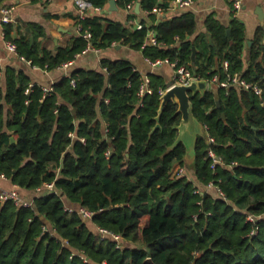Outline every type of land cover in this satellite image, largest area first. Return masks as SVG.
<instances>
[{"label": "trees", "instance_id": "obj_1", "mask_svg": "<svg viewBox=\"0 0 264 264\" xmlns=\"http://www.w3.org/2000/svg\"><path fill=\"white\" fill-rule=\"evenodd\" d=\"M89 1L101 8L108 2ZM117 2L122 8L140 2L143 12L129 17H139L144 26L88 14L79 23L96 47L121 43L142 49L152 60L177 61L206 79L238 73L262 92L214 84L191 95L207 135L197 136L188 166L186 145L175 144L182 118L178 103L169 101L158 118L161 90L168 87L163 74L151 73L152 93L140 96L142 75L134 63L103 58L101 69L76 68L47 93L41 85L31 87L25 72L7 68V87L0 86V174L32 191L54 182L57 191L34 196L32 206L0 200V264H152L149 257L156 264H264L263 28L246 66L245 27L236 18L226 26L210 15L206 32L195 35L193 12L154 23L153 8L169 2ZM13 29L4 26L19 55L48 70L89 44L79 35L52 50L36 33L33 41L13 38ZM149 29L160 44L143 46ZM209 149L222 160L214 167ZM177 165L194 169V180L172 176ZM210 183L215 192L207 190ZM80 207L92 211V218ZM98 227L121 234V246L102 237Z\"/></svg>", "mask_w": 264, "mask_h": 264}, {"label": "crops", "instance_id": "obj_2", "mask_svg": "<svg viewBox=\"0 0 264 264\" xmlns=\"http://www.w3.org/2000/svg\"><path fill=\"white\" fill-rule=\"evenodd\" d=\"M158 1L160 4L165 1L169 3L166 8L156 5L161 6L163 12L158 14L154 11L157 17L154 23L161 19H172L175 16L190 11L195 14L197 19V31L195 35L206 32L205 22L210 15L226 26L231 23L233 18L240 20L245 27L246 38L243 57L245 65L248 66L249 52L255 36L261 28L264 30V0H241V7L238 10H234V3L237 0H194L190 6L186 7H179L173 0ZM115 2L116 7L114 9L109 10L110 0H108L104 8L93 6L88 11V14L102 12L110 18L128 22L137 28L136 23L141 22L140 18L129 17V15L133 13L141 14L143 12L141 3L140 13H138L136 11V4L138 2H130L133 5L130 9L128 7H120L117 0ZM3 6H14L12 12L13 20L9 22L14 27L12 32L13 38L24 36L33 41L36 33L38 39L45 47L56 50L60 46H67L74 37L81 35L79 29V20L81 18L75 0H0V9ZM1 18L2 13L0 11V86L4 90L7 87V68L9 67L25 72L30 77L31 87L37 84L45 88L69 76L76 68L101 69L103 58L129 59L134 63L136 69L140 71L142 77H150L151 73H161L167 79L168 88L175 82L176 73L170 63L164 62L159 65H153L147 60L142 49H134L121 43H114L105 49L93 45V47H89L83 52L78 53L74 59L54 69L41 68L33 65L29 60L21 58L19 54L10 51L6 47L3 33L4 26L8 23H3ZM146 20L148 25L153 23L149 18H146ZM250 41L252 42L251 45L249 44ZM213 85L208 84V88H213ZM201 130L202 135H207L204 125H201ZM198 135L200 134L198 133ZM187 152L186 159L189 161L186 160V162L193 164L194 153L188 150ZM180 167L184 170L182 175H186L188 178L194 180V169L190 168L188 170L185 165H177L174 170L176 169L177 171ZM0 187L8 189L16 188L21 194L29 197V200H33L34 196L39 195L38 190L32 191L21 188L19 185L13 183L10 178L2 176V174H0ZM215 188L217 187L212 184L207 187V190L215 192ZM218 191L220 193V189ZM46 192H48V189L43 187L42 193Z\"/></svg>", "mask_w": 264, "mask_h": 264}, {"label": "built area", "instance_id": "obj_3", "mask_svg": "<svg viewBox=\"0 0 264 264\" xmlns=\"http://www.w3.org/2000/svg\"><path fill=\"white\" fill-rule=\"evenodd\" d=\"M16 1H18V0H16ZM193 1L194 0H173V2L176 5H178L179 7L190 6L193 3ZM75 2H76V5L78 7L80 18L86 17L87 14H88V11L90 10V8L93 7V5L91 4V2L89 0H75ZM127 7L129 9L132 8L133 7L132 3H129ZM240 7H241V0H237L234 3V10H238ZM13 10H14V6H3V7H1V9H0V11L2 13L1 20H2L3 23H9V22H11L13 20L12 19ZM153 11H155L156 13L159 14V13L163 12V8L161 6H156V7L153 8ZM136 24H137L136 26H137L138 29L143 28V26H144V24L141 23V22H137ZM79 29L81 31V35L84 38H86V40L89 43L87 48L93 47V44L90 41L91 38H92V33L89 30H82V25L81 24L79 25ZM3 34H4V41H5L6 47L10 51L19 54L18 50H17L16 43L6 39L5 31H4ZM157 44H160V42L157 39L156 32L154 30H149V32L147 34V38H146L143 46H146V45H157ZM19 56L21 58L25 59L24 56H21V55H19ZM147 60L153 65H159V64H162L164 62L170 63L173 66V68L175 70V73H176L174 84H189L191 82V80H193V79H202V77H200V76H194L192 74L191 70L186 65L178 64L177 61L172 62L168 58H166V59L158 58L156 60H152V59H150L148 57H147ZM224 67L225 68L228 67V62L227 61L224 62ZM207 80H208V84L209 85L210 84L211 85L212 84H216V85L221 86L223 88H229L230 86L235 85V86H238V87L244 88V89H252L258 94H261V92H262V89H261V87L258 84H253L251 82H248L245 78L241 77V75L238 74V73H235L233 75H229L226 79H223V80L219 78L218 74H215V75H213L211 78H209ZM166 89L165 90H161V93L163 94L166 91ZM44 90L47 93L51 92L53 90V86L45 87ZM146 93H152V89L150 87V77H148V76L142 77V83L140 85V90H139V95L140 96H143ZM72 136H74V135L72 134ZM81 140L85 141V138H81ZM208 140H209V142H214L215 139H214V137L209 136ZM110 153H111L110 150H108L107 151V155H110ZM209 153L214 159L212 167H214V165L217 162H221L222 161L221 158L216 155V153H215V151L213 149H209ZM176 173H179V175H182L184 173L183 168L180 167L176 171ZM2 176H5V175L2 174ZM209 185H212V183H210ZM43 187L48 189L49 192H54V191L56 192L57 191L54 182H47L43 186H40V187L37 188L39 194L42 193ZM220 193H221V195H224V193L221 190H220ZM0 200L1 201L12 200L17 205H24V206H32L33 205V201L24 198L21 195V193L19 192V190L16 189V188L8 189V188L0 187ZM66 209L69 210V211H74L75 210V208L70 207V206H66ZM78 211L80 213H82V215L85 218H89V219L92 218V216L94 214L92 211H90L88 209H85L83 207H80L78 209ZM248 220H250L252 222H256L257 217L252 215V214H249L248 215ZM47 230L49 231L50 228H47ZM254 231L255 230H253V232ZM50 232H51V234H54L53 231H50ZM98 232H99V234L102 235V237L110 236V237L114 238L118 242L117 246L118 247L121 246V240L123 238L121 234L115 233V232H113V231H111V230H109L107 228H104V227H98Z\"/></svg>", "mask_w": 264, "mask_h": 264}, {"label": "water", "instance_id": "obj_4", "mask_svg": "<svg viewBox=\"0 0 264 264\" xmlns=\"http://www.w3.org/2000/svg\"><path fill=\"white\" fill-rule=\"evenodd\" d=\"M116 7L115 0H110L109 10L114 9ZM136 11L140 13V2L136 4ZM229 34V30H228ZM251 41L249 44L251 45ZM197 52L196 47H193V58L195 57ZM208 89V80L206 78L202 79H193L189 84H174L166 89V91L162 94V103L159 110L160 117L164 106L171 100L178 103V112H181L182 118L181 122L178 126L179 134L175 144L179 142H183L187 150L189 152H193L195 154V143L198 136V133L202 135L201 125L202 123L195 117L193 111V102L191 100V95L197 94L198 92H205ZM190 132L191 141L189 144L185 141V133ZM14 139V138H13ZM188 153V152H187ZM187 155V154H186ZM149 262L154 263L151 257L147 258Z\"/></svg>", "mask_w": 264, "mask_h": 264}, {"label": "rangeland", "instance_id": "obj_5", "mask_svg": "<svg viewBox=\"0 0 264 264\" xmlns=\"http://www.w3.org/2000/svg\"><path fill=\"white\" fill-rule=\"evenodd\" d=\"M185 134H186L185 135V141H186L187 144H189L190 141H191V137L192 136H191L190 132H188V131ZM186 160L189 161L188 159H186ZM187 164H188V166L192 165L189 162H187ZM173 175H178L179 176V173H176V169L173 171L172 176Z\"/></svg>", "mask_w": 264, "mask_h": 264}]
</instances>
